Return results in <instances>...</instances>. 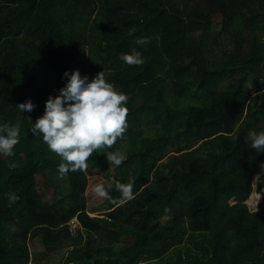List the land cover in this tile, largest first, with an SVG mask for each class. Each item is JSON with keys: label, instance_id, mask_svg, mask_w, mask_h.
Here are the masks:
<instances>
[{"label": "trees", "instance_id": "16d2710c", "mask_svg": "<svg viewBox=\"0 0 264 264\" xmlns=\"http://www.w3.org/2000/svg\"><path fill=\"white\" fill-rule=\"evenodd\" d=\"M133 48L143 65L118 59ZM74 70L128 97L108 149L125 161L98 151L88 164L134 181L135 198L111 190L102 216L87 212L86 170L60 177L29 131ZM26 99L31 113L16 107ZM0 120L21 124L0 154V264L37 263L35 239L69 248L64 264H264V153L244 143L264 130V0H0Z\"/></svg>", "mask_w": 264, "mask_h": 264}, {"label": "clouds", "instance_id": "9594fccd", "mask_svg": "<svg viewBox=\"0 0 264 264\" xmlns=\"http://www.w3.org/2000/svg\"><path fill=\"white\" fill-rule=\"evenodd\" d=\"M149 42V38L144 36L137 37L134 41L138 46ZM118 59L128 66H140L146 62L136 48L128 53H121ZM61 79L66 80L64 86L57 90L55 97H48L43 115L34 123L31 122L29 130L32 135L40 136L49 151L61 158L57 165L59 176L86 170L89 158L98 151L106 156L108 162L120 166L126 159L125 154L118 149H108L118 139H122L127 130V95L107 82L103 72L89 80L87 76L81 77L78 70L71 73L65 71ZM16 107L31 113L35 105L30 99H26L17 101ZM20 127L19 120H0V154H11L13 145L19 140ZM244 143H250L251 149L264 153V130H250L244 137ZM6 164L9 168L17 166L14 160H7ZM261 168L264 169V164ZM134 183L110 179L96 184L92 191L95 196L115 203L117 201L110 194L114 189L120 193L118 202L123 204L135 198ZM4 195L10 203L19 199L10 193ZM258 196L260 199V194ZM170 211L169 208H164L165 214Z\"/></svg>", "mask_w": 264, "mask_h": 264}, {"label": "rangeland", "instance_id": "374dc122", "mask_svg": "<svg viewBox=\"0 0 264 264\" xmlns=\"http://www.w3.org/2000/svg\"><path fill=\"white\" fill-rule=\"evenodd\" d=\"M261 37H263L261 35ZM225 84L222 85L224 89ZM248 88L251 86L248 84ZM168 89H166L167 91ZM170 90V88H169ZM166 95V94H165ZM169 98V97H168ZM198 101L196 98H193ZM169 104H174L175 101L168 100ZM199 102V101H198ZM86 173L88 175V189L86 192L87 195V212L92 216H102L104 213L108 211L109 205L107 200L103 198H99L94 195L92 189L96 184L105 183L106 182V173L102 170L101 164L98 163L95 167L92 164H88V168L86 169ZM64 188L59 192V195L65 196L70 192L69 182L66 178H64ZM58 198V197H57ZM74 229V225L71 227ZM74 233V232H73ZM30 251L32 253L33 261L37 262L35 264H64L66 257L69 253V248H63L60 250L52 251L49 253H45V245L40 239H35L30 243ZM182 245H177L176 247H181ZM170 253H166L165 256L170 257ZM34 264V263H32Z\"/></svg>", "mask_w": 264, "mask_h": 264}]
</instances>
